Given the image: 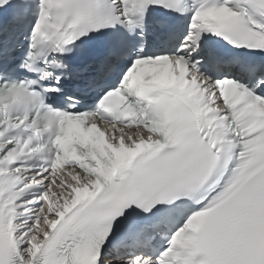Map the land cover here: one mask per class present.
Wrapping results in <instances>:
<instances>
[{"label": "snow or ice", "instance_id": "snow-or-ice-1", "mask_svg": "<svg viewBox=\"0 0 264 264\" xmlns=\"http://www.w3.org/2000/svg\"><path fill=\"white\" fill-rule=\"evenodd\" d=\"M0 264H264V0H0Z\"/></svg>", "mask_w": 264, "mask_h": 264}]
</instances>
